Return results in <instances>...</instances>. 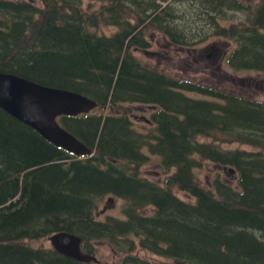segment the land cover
<instances>
[{"label":"trees","instance_id":"trees-1","mask_svg":"<svg viewBox=\"0 0 264 264\" xmlns=\"http://www.w3.org/2000/svg\"><path fill=\"white\" fill-rule=\"evenodd\" d=\"M39 1L0 0V71L96 101L59 119L94 154L77 158L0 108V264H84L32 245L62 231L91 255L107 244L118 264H264V102L134 53L151 48L150 28L185 49L212 31L237 45L230 68L264 71V0ZM230 13L247 19L223 26ZM135 104L156 109L152 130L135 127ZM152 156L163 185L142 171ZM207 164L212 181L198 174ZM108 197L125 202L124 218L99 220Z\"/></svg>","mask_w":264,"mask_h":264},{"label":"rangeland","instance_id":"rangeland-1","mask_svg":"<svg viewBox=\"0 0 264 264\" xmlns=\"http://www.w3.org/2000/svg\"><path fill=\"white\" fill-rule=\"evenodd\" d=\"M239 1L249 3L256 7V5L263 0ZM35 2L39 7L42 6V3L39 0H35ZM88 2L92 5V9L96 7L91 0H85L86 5ZM162 4L165 5V3ZM189 8L190 7L187 4L179 5V9L186 14L191 13ZM246 19V13H230L229 20L222 22V25L226 26L231 23H239ZM116 30L117 28L113 27L105 29L107 34H111V32L113 33ZM148 39L151 48L148 51L138 50L134 53L138 59L146 62L148 66L157 71L167 74L168 76L178 77L179 79H192L197 83H205L216 87H221L222 84L228 85L231 81L243 88L245 95L249 98L264 102V71H261L260 73L246 70L236 72V70H233L232 66L230 68L227 63L228 53L234 50L237 46L234 41L229 40L226 37L220 38L218 36H213V32L211 31L202 41H198L193 47L185 49L173 46L163 33L152 28H150L148 32ZM190 96L198 99L202 98V96L195 94H190ZM131 109V114H133V120L135 121V127L138 128V130L146 133L148 130L153 129V125L150 121L151 116L156 109L140 104L131 106ZM224 147L230 149L243 148L250 151H257L255 148L239 145H226ZM215 170H217L215 166L207 164L204 169L198 170V174L203 180L207 181L209 179L212 181L215 175ZM142 171H146L152 180L161 182V185L165 184L167 175H164L165 171H163L159 159L156 156L151 157L150 161L145 165ZM227 179L229 180V178ZM231 181L235 182L236 178L232 177ZM175 193L182 199L193 200L189 199L185 192L176 189ZM124 205L125 202L118 198H106L99 208V220L105 221L109 217L119 219L124 218ZM94 244L96 245L94 255L97 256L100 264H118L120 262L121 258H118V256L115 255L110 246L103 242ZM32 245L46 249L51 247L47 238L32 243Z\"/></svg>","mask_w":264,"mask_h":264},{"label":"water","instance_id":"water-1","mask_svg":"<svg viewBox=\"0 0 264 264\" xmlns=\"http://www.w3.org/2000/svg\"><path fill=\"white\" fill-rule=\"evenodd\" d=\"M97 106L96 101L81 93L0 71V108L77 158L90 157L93 150L66 130L59 118L89 114ZM48 241L57 253L65 257L79 263L100 264L96 256L84 250L83 239L78 235L62 231L49 236Z\"/></svg>","mask_w":264,"mask_h":264},{"label":"bare ground","instance_id":"bare-ground-1","mask_svg":"<svg viewBox=\"0 0 264 264\" xmlns=\"http://www.w3.org/2000/svg\"><path fill=\"white\" fill-rule=\"evenodd\" d=\"M5 73V72H4ZM6 112V111H5ZM55 146V145H54ZM88 147V146H87ZM91 149V148H90ZM94 256H96V255H94Z\"/></svg>","mask_w":264,"mask_h":264},{"label":"flooded vegetation","instance_id":"flooded-vegetation-1","mask_svg":"<svg viewBox=\"0 0 264 264\" xmlns=\"http://www.w3.org/2000/svg\"><path fill=\"white\" fill-rule=\"evenodd\" d=\"M228 58V57H227ZM227 63H228V59H227ZM260 73V72H259Z\"/></svg>","mask_w":264,"mask_h":264}]
</instances>
